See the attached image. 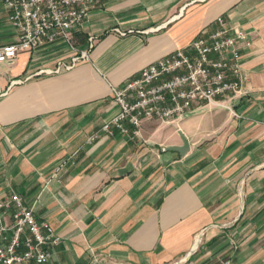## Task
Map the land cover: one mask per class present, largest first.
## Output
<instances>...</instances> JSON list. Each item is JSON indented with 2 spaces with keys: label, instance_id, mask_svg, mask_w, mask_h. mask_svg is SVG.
I'll list each match as a JSON object with an SVG mask.
<instances>
[{
  "label": "crops",
  "instance_id": "crops-1",
  "mask_svg": "<svg viewBox=\"0 0 264 264\" xmlns=\"http://www.w3.org/2000/svg\"><path fill=\"white\" fill-rule=\"evenodd\" d=\"M218 16L250 40L228 107L144 120L138 141L88 140L117 111L112 85ZM69 37L77 47L60 39L0 62V199L37 200L35 217L61 237L45 264H264V0H98ZM14 40L0 0V45ZM79 50L84 61L36 73ZM179 131L189 150H163Z\"/></svg>",
  "mask_w": 264,
  "mask_h": 264
},
{
  "label": "built area",
  "instance_id": "built-area-1",
  "mask_svg": "<svg viewBox=\"0 0 264 264\" xmlns=\"http://www.w3.org/2000/svg\"><path fill=\"white\" fill-rule=\"evenodd\" d=\"M97 1L2 0L15 40L0 45V62L11 63L22 52H32L60 39L70 42V33ZM215 21L213 29L147 64L122 86L112 85L110 92L117 111L88 140L111 137L116 132L133 139L140 135L144 120L172 122L207 105L228 107L222 98L240 92L247 80L239 49L241 45L249 46L250 40L244 30L229 25L223 17ZM87 56L88 50L75 51L70 63L59 62L36 73H56ZM36 203L25 204L15 192L0 199V264H45L50 260L49 246L60 243L61 237L47 221L37 220ZM223 264H230V260Z\"/></svg>",
  "mask_w": 264,
  "mask_h": 264
},
{
  "label": "water",
  "instance_id": "water-1",
  "mask_svg": "<svg viewBox=\"0 0 264 264\" xmlns=\"http://www.w3.org/2000/svg\"><path fill=\"white\" fill-rule=\"evenodd\" d=\"M179 134H180V137L182 139V144L181 145L166 146L163 148V150L176 151L180 155H184L189 150V145H188V141H187V138L185 137V135L181 131H179Z\"/></svg>",
  "mask_w": 264,
  "mask_h": 264
},
{
  "label": "rangeland",
  "instance_id": "rangeland-1",
  "mask_svg": "<svg viewBox=\"0 0 264 264\" xmlns=\"http://www.w3.org/2000/svg\"><path fill=\"white\" fill-rule=\"evenodd\" d=\"M70 43H71V44H73L75 47H77V44H78V42L76 43V41H74V40H71V42H70ZM36 71H37V70H36ZM42 74H43V73H42ZM151 122H154V123H153V125H154V124H157V123H160V122H158V121H155V120H151ZM141 128H143V124H142ZM179 136H180V134H179ZM139 138H141V137H140V135H139L138 137L134 138V139H133V141H134V140H135V141H138V140H139ZM147 142H148V144L150 143V141H149V140H148ZM150 145H153V144H150Z\"/></svg>",
  "mask_w": 264,
  "mask_h": 264
}]
</instances>
